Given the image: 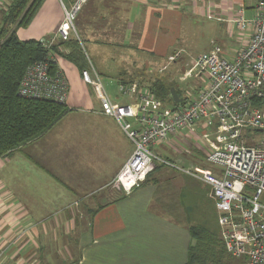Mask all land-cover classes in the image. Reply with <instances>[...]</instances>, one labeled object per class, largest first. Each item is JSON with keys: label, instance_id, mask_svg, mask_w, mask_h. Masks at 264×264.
<instances>
[{"label": "crops", "instance_id": "1", "mask_svg": "<svg viewBox=\"0 0 264 264\" xmlns=\"http://www.w3.org/2000/svg\"><path fill=\"white\" fill-rule=\"evenodd\" d=\"M187 6L186 0L86 3L75 29L104 88L116 92V97L108 94L113 103L132 102L118 93L121 82L141 74L149 79L165 74L174 81L166 71L188 67L182 58L167 61L174 52L182 55L179 38L188 33L182 24ZM215 6L224 25L222 36L240 38L228 32L234 26L227 21L230 8ZM61 21L57 0H44L16 35L21 41L47 39ZM188 38H196L191 30ZM55 55L69 85L68 111L49 131L0 158V264H184L193 243L184 197H194L191 189L184 193L185 176L161 167L130 194L111 189L133 145L114 118L100 113L78 68Z\"/></svg>", "mask_w": 264, "mask_h": 264}, {"label": "built area", "instance_id": "2", "mask_svg": "<svg viewBox=\"0 0 264 264\" xmlns=\"http://www.w3.org/2000/svg\"><path fill=\"white\" fill-rule=\"evenodd\" d=\"M88 1L57 0L62 21L48 41L40 42L49 48L56 41L75 37L81 45L74 21ZM230 1L227 21L250 34L240 40L229 59L220 45H214L190 63L184 76L204 75L206 83L194 97L187 95L190 98L185 105L172 108L165 104L143 79L119 83L118 93L132 102L113 103L85 52L88 68L80 76L98 99L100 113L114 118L133 145L111 186L130 194L160 166L191 177L209 188L226 253L245 257V264H264V141L249 146L250 139L242 134L245 129L264 131V0H251L247 7L243 0ZM249 8L253 15L247 18L245 10ZM217 9L207 6L206 14L211 18L214 10L217 21L222 22ZM180 57V52H174L167 60L173 63ZM51 62L56 63L55 54L27 66L19 83V97L66 105L68 81L59 70L51 72ZM172 136L179 142L199 139L206 148L204 161L209 167L172 161L153 152L152 148ZM2 257L0 250V260Z\"/></svg>", "mask_w": 264, "mask_h": 264}, {"label": "trees", "instance_id": "3", "mask_svg": "<svg viewBox=\"0 0 264 264\" xmlns=\"http://www.w3.org/2000/svg\"><path fill=\"white\" fill-rule=\"evenodd\" d=\"M43 2L44 0H10L7 10L2 12L0 26V158L49 131L68 111L66 105L18 96L19 83L27 66L36 61L47 60L49 54L58 53L72 62L79 72L88 68L87 57L75 37L67 41H56L49 48L40 41L18 39L17 29L26 28L31 23ZM46 40L48 41L49 38ZM178 62L179 60L175 61V63ZM183 69L181 68V71ZM50 70L53 73L58 70L56 63H50ZM149 86L158 99L172 108L189 102L190 97L186 95L187 92L177 89L175 82L169 81L167 76L156 77L149 81ZM171 88L175 89L179 98H183L181 103L178 104L172 100ZM201 88L196 89V94ZM161 167L168 168L165 166L158 168ZM169 169L197 182L183 173ZM189 231L193 243L189 247L184 264H218L219 260L224 258L226 251L220 239L219 229L218 232H212L200 225H192Z\"/></svg>", "mask_w": 264, "mask_h": 264}, {"label": "rangeland", "instance_id": "4", "mask_svg": "<svg viewBox=\"0 0 264 264\" xmlns=\"http://www.w3.org/2000/svg\"><path fill=\"white\" fill-rule=\"evenodd\" d=\"M186 1L188 2L189 5L187 7H189L190 9L187 11H186L187 8L186 9L181 8V9L184 15L183 17L184 19L182 23L183 31L186 33L188 29V33L185 36L186 38H179V44L181 45V47H183L182 55L180 58L188 61L187 63H189L190 65V63L197 56L203 53H207L215 44H217L220 45L221 48L223 49V54L225 55V58L229 59L233 54V52L238 48V43L240 42V40L245 39L250 34V32L239 31V29H237L236 26H233L229 28L228 32L230 34L234 33L237 37L240 38H225L224 36H222L225 35L223 29L224 25L220 23V21H217L216 19L217 15L215 14V11L212 10L213 17L208 18L205 9L207 6L212 8L213 6H215L216 4L218 5L219 3L230 7L231 1L230 0L229 1L228 0H186ZM243 1L246 7L252 5L251 0H243ZM9 2L10 0H0V26L2 24L1 21L2 12L7 10L6 8L8 7ZM186 4L187 3H183V5L185 6ZM252 15H253V10L251 8L245 10V16L247 18L252 17ZM229 16L230 14L227 15V18ZM75 23L76 20L74 21V25ZM21 29L23 28H18L17 31ZM189 30H191L192 36L196 38H188ZM219 36H222V38H218ZM82 43H83V49H86L84 45V41ZM113 68L114 67L111 68L109 65L107 69L108 72H112ZM186 69L187 68H184V70ZM183 71H181V69H175L173 66H171L166 71V74L169 75V77H173L172 79L174 80L177 89H180L182 92L186 91L187 92L186 95H196V89L204 86L206 83L205 76L203 75L200 78L185 77ZM152 76L154 77H151L149 79V78H145V76L141 74V76L137 75L136 79L134 78L132 81L143 79L146 82H148L147 80H153L156 77H164L165 74H160V75L155 74ZM107 78L108 77H104V80H106ZM106 91L110 96L116 97V92L115 93L110 92L109 90H107V88ZM242 134L250 139L249 146H255L256 144L264 141V131L254 132L245 129L242 131ZM196 147L202 151V152L198 151L199 154L197 155L194 153L197 152L194 150L196 149ZM152 150L154 153L159 155H164V156L169 155L168 158L174 159L172 161H176V162H179V160H181L183 163H186L184 160L188 158L192 159L193 156L197 160L196 162L193 163L194 165L197 166L202 165L203 167H209V165L204 161L206 148L196 137H194L193 139H189L188 141L179 142V138L172 136L161 146H156L152 148ZM182 179H183V183L185 182L184 193L186 189H191L193 190L192 193H194V197L192 195H190V197L187 196L184 197V201H186L188 208L189 217L187 221L189 222V225L190 226L200 225L208 229L209 231L218 232L219 229L218 221H217L218 214L214 208L213 202H211L207 197V195L210 196V191L207 192L206 188H204L198 183L195 184L189 181V179L185 177ZM110 187L111 189H113L112 186ZM245 261L246 258L243 256L235 258V257H231L226 253L224 258L219 260L218 264H245ZM61 263L62 262L60 261L56 262V264H61Z\"/></svg>", "mask_w": 264, "mask_h": 264}, {"label": "water", "instance_id": "5", "mask_svg": "<svg viewBox=\"0 0 264 264\" xmlns=\"http://www.w3.org/2000/svg\"><path fill=\"white\" fill-rule=\"evenodd\" d=\"M170 95L172 97V100L175 102V103H181L182 101V98H179L175 89L174 88H171L170 89Z\"/></svg>", "mask_w": 264, "mask_h": 264}]
</instances>
